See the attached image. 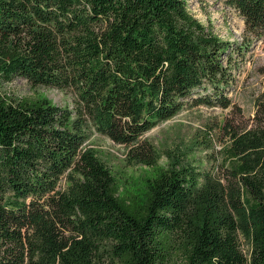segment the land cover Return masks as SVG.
I'll return each instance as SVG.
<instances>
[{
    "label": "trees",
    "instance_id": "16d2710c",
    "mask_svg": "<svg viewBox=\"0 0 264 264\" xmlns=\"http://www.w3.org/2000/svg\"><path fill=\"white\" fill-rule=\"evenodd\" d=\"M226 4L264 43V0ZM249 50L186 0H0V264H264V88L251 122L222 126L217 168L146 138L188 103L231 108ZM17 79L70 94L72 108L4 95ZM206 127L214 149L217 124ZM94 135L152 172L140 188L99 158Z\"/></svg>",
    "mask_w": 264,
    "mask_h": 264
},
{
    "label": "rangeland",
    "instance_id": "374dc122",
    "mask_svg": "<svg viewBox=\"0 0 264 264\" xmlns=\"http://www.w3.org/2000/svg\"><path fill=\"white\" fill-rule=\"evenodd\" d=\"M189 11L205 26L213 27L214 32L230 44H250V50L245 58L237 59L236 76L237 84L229 97L233 106L223 110L220 108H207L205 106H192L186 108L174 119L167 121L146 135L158 150L164 155L170 153L174 156L183 155L193 166L199 168L219 167L222 163L224 148L228 143L222 126L226 122L243 126L251 122L256 112V101L264 88V43L255 41L252 37L248 40L245 34V25L239 15L228 5L226 0H186ZM4 95L12 98H37L48 99L59 107L72 108V96L53 88H33L27 81L17 79L11 84L1 88ZM198 94L201 91L197 92ZM209 123L217 124L216 130L210 133L213 148L204 149L205 131ZM199 141V142H198ZM90 146L99 152V158L112 168L115 176L122 184L131 190L142 186L151 171L145 167H130L125 163L126 149L115 145L107 138L94 135ZM210 158V159H208ZM169 166L167 156L160 162L161 168ZM65 186L62 182L61 187ZM242 249L247 253V243L242 241ZM178 264L181 261L178 260ZM107 264V263H106Z\"/></svg>",
    "mask_w": 264,
    "mask_h": 264
}]
</instances>
